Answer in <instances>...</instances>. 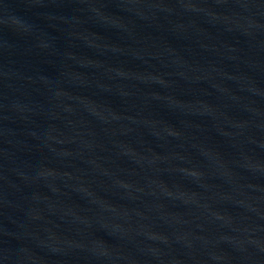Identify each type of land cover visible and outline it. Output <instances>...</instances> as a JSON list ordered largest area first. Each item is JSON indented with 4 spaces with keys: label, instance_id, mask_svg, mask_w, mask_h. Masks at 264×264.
<instances>
[{
    "label": "water",
    "instance_id": "water-1",
    "mask_svg": "<svg viewBox=\"0 0 264 264\" xmlns=\"http://www.w3.org/2000/svg\"><path fill=\"white\" fill-rule=\"evenodd\" d=\"M0 264H264V0H0Z\"/></svg>",
    "mask_w": 264,
    "mask_h": 264
}]
</instances>
